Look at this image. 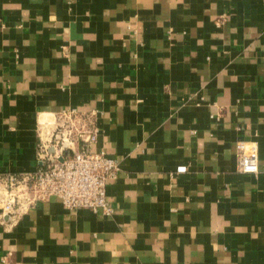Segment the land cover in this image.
I'll list each match as a JSON object with an SVG mask.
<instances>
[{
	"label": "crops",
	"instance_id": "1",
	"mask_svg": "<svg viewBox=\"0 0 264 264\" xmlns=\"http://www.w3.org/2000/svg\"><path fill=\"white\" fill-rule=\"evenodd\" d=\"M71 109L119 163L114 213L0 205V264H264V0H0V171Z\"/></svg>",
	"mask_w": 264,
	"mask_h": 264
},
{
	"label": "built area",
	"instance_id": "2",
	"mask_svg": "<svg viewBox=\"0 0 264 264\" xmlns=\"http://www.w3.org/2000/svg\"><path fill=\"white\" fill-rule=\"evenodd\" d=\"M93 115L90 112L83 116L77 109L62 110L54 119L40 122L38 169L19 174L0 171V178L11 186L0 198L3 213L14 214L16 205L23 201L31 204L52 197L60 198L68 210L90 209L105 216L114 213L107 199V186L117 178L120 167L116 159L104 152L92 151L97 141ZM237 148L241 171L256 174L257 146L239 141Z\"/></svg>",
	"mask_w": 264,
	"mask_h": 264
},
{
	"label": "rangeland",
	"instance_id": "3",
	"mask_svg": "<svg viewBox=\"0 0 264 264\" xmlns=\"http://www.w3.org/2000/svg\"><path fill=\"white\" fill-rule=\"evenodd\" d=\"M10 182L5 178H0V198H4L8 191L11 189ZM15 188V186H13ZM22 193H19V195ZM23 196V195H21Z\"/></svg>",
	"mask_w": 264,
	"mask_h": 264
}]
</instances>
